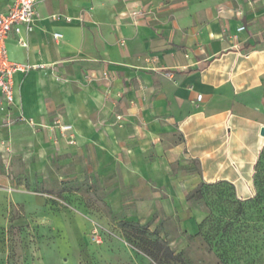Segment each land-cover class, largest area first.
Masks as SVG:
<instances>
[{
    "label": "crops",
    "instance_id": "0c3cea01",
    "mask_svg": "<svg viewBox=\"0 0 264 264\" xmlns=\"http://www.w3.org/2000/svg\"><path fill=\"white\" fill-rule=\"evenodd\" d=\"M13 2L0 0V12ZM36 7L33 29L11 32L7 50L14 61L55 66L13 79L9 112L39 126L40 154L87 164L114 213L150 228L165 215L194 232L200 213L187 196L203 185L227 182L252 197L264 152V0ZM58 116L74 125L77 144L53 126Z\"/></svg>",
    "mask_w": 264,
    "mask_h": 264
},
{
    "label": "rangeland",
    "instance_id": "374dc122",
    "mask_svg": "<svg viewBox=\"0 0 264 264\" xmlns=\"http://www.w3.org/2000/svg\"><path fill=\"white\" fill-rule=\"evenodd\" d=\"M38 127L32 119L0 122V264H181L178 255L187 264H264V152L252 197L222 183L188 199L200 213L194 232L182 231L177 217L156 216L150 238L175 258L158 262L144 251L153 246L124 224L127 213H114L87 164L59 165L40 154L32 138Z\"/></svg>",
    "mask_w": 264,
    "mask_h": 264
},
{
    "label": "built area",
    "instance_id": "2783aa9c",
    "mask_svg": "<svg viewBox=\"0 0 264 264\" xmlns=\"http://www.w3.org/2000/svg\"><path fill=\"white\" fill-rule=\"evenodd\" d=\"M40 0H14L9 7L7 13L0 12V111L4 112L3 122L10 123L13 117L10 114V109L14 105V75L16 73H24L31 70H40L46 68H54L48 64H31L14 61L10 58L7 50V41L11 32L20 34L25 27L27 30L33 29V20L37 16V3ZM68 21L70 20L67 19ZM241 26L239 30H243ZM54 37L61 38L62 35L58 32L54 33ZM22 46H26L27 42L22 38L19 39ZM107 75V73H105ZM199 99L202 98L200 95ZM118 119L122 116L118 115ZM53 126L59 128L62 136L65 137L69 144H77L74 125L67 124L61 116H58L53 121ZM97 237V236H95ZM100 242L99 238H95Z\"/></svg>",
    "mask_w": 264,
    "mask_h": 264
},
{
    "label": "trees",
    "instance_id": "16d2710c",
    "mask_svg": "<svg viewBox=\"0 0 264 264\" xmlns=\"http://www.w3.org/2000/svg\"><path fill=\"white\" fill-rule=\"evenodd\" d=\"M222 183L229 184L227 182H222ZM222 183L203 185L201 187H198L195 191H193V193L189 194L187 197H188V199H192L195 194L200 193V189H203L207 186L221 185ZM229 185H231V184H229ZM124 224L130 228L136 229L137 233H139V235L142 236L140 238V241L147 243V245L150 244L153 246L154 249L152 247H147L144 249V251L148 254V256L153 257L155 259V261L163 262V259H170V258L173 259L174 257H176V259L179 263L187 264V262L184 260V258L181 257L182 255H178V256L173 257V251L165 242H161L158 238H156V239L150 238V235L154 234V232L150 230L149 225L141 224L137 221H134V222L133 221H125ZM145 236H149V237L145 238Z\"/></svg>",
    "mask_w": 264,
    "mask_h": 264
},
{
    "label": "water",
    "instance_id": "95a60500",
    "mask_svg": "<svg viewBox=\"0 0 264 264\" xmlns=\"http://www.w3.org/2000/svg\"><path fill=\"white\" fill-rule=\"evenodd\" d=\"M261 135L264 136V127L261 129Z\"/></svg>",
    "mask_w": 264,
    "mask_h": 264
}]
</instances>
